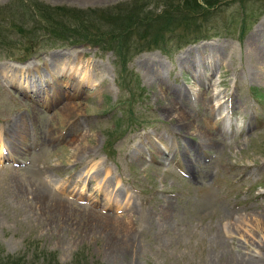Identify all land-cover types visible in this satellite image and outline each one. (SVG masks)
Masks as SVG:
<instances>
[{
	"label": "rangeland",
	"instance_id": "374dc122",
	"mask_svg": "<svg viewBox=\"0 0 264 264\" xmlns=\"http://www.w3.org/2000/svg\"><path fill=\"white\" fill-rule=\"evenodd\" d=\"M180 1L0 0L1 264H264V0Z\"/></svg>",
	"mask_w": 264,
	"mask_h": 264
},
{
	"label": "trees",
	"instance_id": "16d2710c",
	"mask_svg": "<svg viewBox=\"0 0 264 264\" xmlns=\"http://www.w3.org/2000/svg\"><path fill=\"white\" fill-rule=\"evenodd\" d=\"M203 3L204 7L213 6L214 4H218L219 2L226 1V0H200ZM25 2L28 4L30 9H32L31 16L35 18L38 26V29L41 31V33L44 35L45 33L49 36L54 35L56 39L50 38V40L53 43L58 44L60 47L68 46L77 44L78 42H86V44H91L92 40H96L98 36L95 35V37L90 33L89 30V24H86V20L83 18L81 11H74V10H68L67 8L62 7H41V6H35L31 5L29 3V0H25ZM181 4H185L190 10L192 7L198 6V0H181ZM30 16V17H31ZM67 17L68 20H70V27L64 28L59 23H56L55 17ZM59 24V25H58ZM73 24H76V27L73 28ZM129 26H126L123 30H118L117 32H114L111 35H107V32H104L103 35L99 34L98 39H111V38H120L115 43H117V46H113L114 48V54L115 58L118 60V63H122L123 60H121L120 52L122 51L121 47L119 49V45L122 41L121 32L126 30ZM28 32V31H24ZM75 33V34H73ZM28 34V33H27ZM70 35L69 36H67ZM24 35L21 34V37H24ZM67 36V37H66ZM107 37V38H106ZM49 39V37H47ZM91 41V42H90ZM93 43V42H92ZM97 43V42H95ZM92 45V44H91ZM2 261H0L1 264ZM14 263H16V260H14Z\"/></svg>",
	"mask_w": 264,
	"mask_h": 264
},
{
	"label": "bare ground",
	"instance_id": "6f19581e",
	"mask_svg": "<svg viewBox=\"0 0 264 264\" xmlns=\"http://www.w3.org/2000/svg\"><path fill=\"white\" fill-rule=\"evenodd\" d=\"M216 58V57H215ZM259 60H261L262 62H264V57L262 58H257V59H253V62L251 63V68L253 69V67H256V66H259ZM58 65H65L63 62H60V60L57 58H55V57H50V58H48V61H47V64H45V66H44V71L47 73V72H50V69L53 67V66H58ZM211 70V69H210ZM77 71V70H76ZM251 72V71H250ZM258 73V72H257ZM251 74L252 75H254L255 77L258 75H256L255 74V72H254V74H253V70H252V72H251ZM39 79V78H38ZM47 82V81H46ZM31 84V83H30ZM46 84V83H45ZM38 87V86H37ZM143 92V91H142ZM141 93V92H140ZM215 94H217V93H213V95H215ZM217 104V103H216ZM215 104V105H216ZM219 104V103H218ZM230 106V105H229ZM228 106V107H229ZM167 109V108H166ZM168 116H169V114H171V112H170V110H166V111H164ZM175 113L177 114L178 112H176L175 111ZM177 116V115H176ZM28 127V126H27ZM10 134V133H9ZM22 135V134H21ZM27 135V134H26ZM22 139V138H21ZM4 145H6V144H4ZM19 147V146H18ZM14 151V150H13ZM21 152V151H20ZM88 169H90V168H88ZM247 259H244L243 258V256H241L240 257V259L239 258H237L236 260H234L233 261V264H247V263H249L250 261H246Z\"/></svg>",
	"mask_w": 264,
	"mask_h": 264
}]
</instances>
